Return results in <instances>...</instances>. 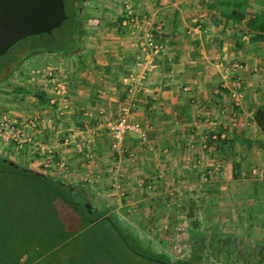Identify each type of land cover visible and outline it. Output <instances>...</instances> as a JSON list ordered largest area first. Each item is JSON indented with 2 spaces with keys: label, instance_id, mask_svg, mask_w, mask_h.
<instances>
[{
  "label": "crops",
  "instance_id": "obj_1",
  "mask_svg": "<svg viewBox=\"0 0 264 264\" xmlns=\"http://www.w3.org/2000/svg\"><path fill=\"white\" fill-rule=\"evenodd\" d=\"M231 1L264 22V0ZM121 2L83 0L77 50L33 52L1 80L0 117L12 119L15 137L0 139L8 153L0 159L72 185L144 238L159 225L187 224L189 207H262L255 195L264 194V180L252 170L264 166V134L254 120L264 110V40L219 0H135L152 18L161 50L130 114L145 137L131 131L118 145L110 126L124 102L122 78L137 71L142 32L121 25ZM52 74L68 84L67 107ZM27 246L23 257L33 264L41 246Z\"/></svg>",
  "mask_w": 264,
  "mask_h": 264
},
{
  "label": "rangeland",
  "instance_id": "obj_2",
  "mask_svg": "<svg viewBox=\"0 0 264 264\" xmlns=\"http://www.w3.org/2000/svg\"><path fill=\"white\" fill-rule=\"evenodd\" d=\"M74 1L65 0L69 14L74 13ZM70 21L71 18L67 19L54 31L58 39L57 47L62 50L73 45L68 33ZM46 38L45 35L43 43L36 41L33 36L18 41L0 56V69L11 60H23L25 53L27 56L31 55L33 52H27L31 46H52L44 42ZM14 66L15 62L0 71L2 79ZM7 155V150L0 151V156ZM16 166L7 165L0 159V253L12 264H22L16 261L23 257L25 246H29L31 242L34 245L40 244L38 253H42L33 264H163L150 260L148 254L152 253H159L160 261L170 264H264L263 193L255 195L262 205L257 208L241 206L233 212L229 209H217L207 212L201 210L198 213L193 207H189L186 213L191 219L187 224L178 228L156 226L154 238L139 236L135 226L119 222L117 231L121 230L126 235L128 244L141 255L130 253L120 237L106 229L107 225L103 226L107 231L103 236L94 233V229L100 227L76 230L68 237L63 233L56 237L57 246L50 248L48 245L54 242L53 237L49 235V227L41 226L44 216L36 213L43 211L45 215L52 214L56 213V208L47 199L49 194L46 193L44 183L23 174L21 168ZM259 169H264V166ZM257 177L264 180V175ZM218 215L222 218L226 216L224 218L227 219L217 218ZM105 239L107 247L102 245ZM33 249L28 253H34ZM21 259L23 262L29 260L26 257Z\"/></svg>",
  "mask_w": 264,
  "mask_h": 264
},
{
  "label": "trees",
  "instance_id": "obj_3",
  "mask_svg": "<svg viewBox=\"0 0 264 264\" xmlns=\"http://www.w3.org/2000/svg\"><path fill=\"white\" fill-rule=\"evenodd\" d=\"M65 1V0H64ZM74 13L69 14L66 11L67 18L63 21L65 22L67 19L71 18L69 27V36L73 40V45L69 49L62 50L61 48L57 47V38L56 35H54V31L57 29H53L51 33H42L40 35H31L36 38L37 40H40L43 43L44 36L46 35L47 38L44 42L51 44L52 46L46 47H30L28 48V53L32 52H74L77 50L78 45L81 41V32H82V23L79 21L78 16L80 13V8L82 4V0H75L74 1ZM219 2L224 5V7L227 9L231 19L236 23L245 22L246 26L252 33V38L254 40H264V22L263 17L259 16H248L247 13L238 8L235 7L232 4L231 0H219ZM66 10V7H65ZM63 24V23H62ZM61 24V25H62ZM60 25V26H61ZM77 37V38H76ZM75 40V42H74ZM13 61V60H11ZM10 61V62H11ZM1 80V76H0ZM39 102H44V99L39 96L38 97ZM254 120L257 125V127L260 129V131L264 134V110L257 109L254 113ZM4 161L7 165L10 166H16V164L11 163L9 160L1 159ZM21 168L23 171V174H28L32 177H35L38 179L39 182L44 183V186L46 188V193L49 194L47 199L49 202H51V206L56 208V213L47 214L45 215L42 210V213L37 212L36 214L39 216H44V218L41 220V226L44 225V227H49L48 231L49 234H54L55 238L59 235H62L63 233L65 236H70L73 234L76 230H82V229H88L93 227H100L97 229H94L97 235L106 234V230L104 229V225H107V230L110 229V231H113L115 234H117L120 237V240L123 242L124 246L130 251V253H136L140 254L137 251H135L129 244L126 239V235H124L121 230L117 231L118 222L115 221V218L113 215H104V209L99 208L93 204L90 203V201L87 199V196L84 194V192L78 191V189H75L72 185L65 184L61 181L52 179L50 177L42 176L40 174H37L25 167L16 166ZM45 191V189H44ZM46 199V200H47ZM49 216V217H48ZM46 217L48 219H46ZM46 219V220H45ZM57 242V241H56ZM107 241L106 239L102 241V245H106ZM144 254V253H143ZM144 258L145 255H143ZM141 255V254H140ZM150 260H157L159 263L163 264H170L160 261L161 256L160 254H148ZM19 257V259L16 262H21L22 264H26L27 262L20 261L22 260ZM27 258V257H26ZM27 259H32V257H29ZM28 261V260H26ZM0 262L2 264H12L9 262L8 259H6L3 255L0 253Z\"/></svg>",
  "mask_w": 264,
  "mask_h": 264
},
{
  "label": "built area",
  "instance_id": "obj_4",
  "mask_svg": "<svg viewBox=\"0 0 264 264\" xmlns=\"http://www.w3.org/2000/svg\"><path fill=\"white\" fill-rule=\"evenodd\" d=\"M121 25L127 27L129 24H134L141 28L142 32L138 39L139 50L141 56L136 60L135 66L137 71L130 72L122 78L124 85L125 98L121 108V113L118 118L111 124L110 131L118 145H121L126 133L136 131L140 137H145V132L140 124L130 118L131 109L133 108L138 95L144 88V79L146 72L152 65L155 56L160 52L161 45L155 39V25L152 18L146 14H141L138 10L135 0H122ZM55 93L61 98L64 107H67L69 101V87L65 80L60 79L57 75L50 76ZM240 98H236L239 102ZM55 103V101H52ZM62 106V107H63ZM36 119V118H35ZM30 125H35V120H31ZM12 127V119L3 114L0 117V139L9 140L15 137L10 135ZM220 138L225 139V133L220 134ZM253 175L263 176L264 169L254 168ZM121 184L117 183L116 188H120Z\"/></svg>",
  "mask_w": 264,
  "mask_h": 264
},
{
  "label": "water",
  "instance_id": "obj_5",
  "mask_svg": "<svg viewBox=\"0 0 264 264\" xmlns=\"http://www.w3.org/2000/svg\"><path fill=\"white\" fill-rule=\"evenodd\" d=\"M66 18L64 0H0V56L28 36L51 33Z\"/></svg>",
  "mask_w": 264,
  "mask_h": 264
},
{
  "label": "flooded vegetation",
  "instance_id": "obj_6",
  "mask_svg": "<svg viewBox=\"0 0 264 264\" xmlns=\"http://www.w3.org/2000/svg\"><path fill=\"white\" fill-rule=\"evenodd\" d=\"M82 1H83V0H82ZM26 56H27L26 53L23 54V57H24V58H25ZM20 60H21V59L13 60V61H11V62H8V64H7L4 68L0 69V71H1V70L4 71L6 67H8L9 65H11V64L14 63V62H15V64H17ZM3 69H4V70H3ZM0 73H1V72H0ZM7 75H8V74H7ZM7 75H5V77H6ZM0 76H1V75H0ZM2 78H3V76H1V80H2ZM1 80H0V81H1Z\"/></svg>",
  "mask_w": 264,
  "mask_h": 264
}]
</instances>
